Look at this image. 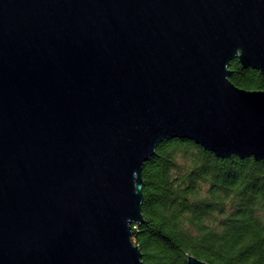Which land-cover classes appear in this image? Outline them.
Masks as SVG:
<instances>
[{
  "label": "water",
  "instance_id": "water-1",
  "mask_svg": "<svg viewBox=\"0 0 264 264\" xmlns=\"http://www.w3.org/2000/svg\"><path fill=\"white\" fill-rule=\"evenodd\" d=\"M235 59L264 73V0H0V264H144L159 143L264 159Z\"/></svg>",
  "mask_w": 264,
  "mask_h": 264
},
{
  "label": "trees",
  "instance_id": "trees-1",
  "mask_svg": "<svg viewBox=\"0 0 264 264\" xmlns=\"http://www.w3.org/2000/svg\"><path fill=\"white\" fill-rule=\"evenodd\" d=\"M230 81L264 91V73L231 61ZM142 215L132 241L144 264H264V159L218 158L164 140L142 168Z\"/></svg>",
  "mask_w": 264,
  "mask_h": 264
}]
</instances>
